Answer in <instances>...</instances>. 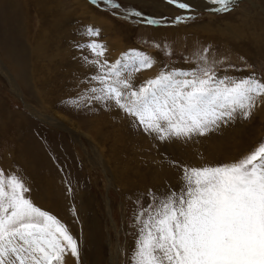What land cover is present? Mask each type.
<instances>
[{
	"label": "rangeland",
	"instance_id": "374dc122",
	"mask_svg": "<svg viewBox=\"0 0 264 264\" xmlns=\"http://www.w3.org/2000/svg\"><path fill=\"white\" fill-rule=\"evenodd\" d=\"M17 1L29 25L31 76L23 83L0 47V62L19 86L17 92L0 69V169L21 177L30 189L25 195L78 240L79 258L67 254L63 264H136L148 215L138 220V213L180 191L183 166L230 163L264 143V103L250 118L237 117L207 135L162 142L113 102L91 99V89L100 86L91 77L99 70L82 57H97L74 45L91 39L106 44L98 59L119 61L136 88L163 71L206 66L219 76L264 79V0H235L222 13L207 10L215 6L205 0L200 6L186 0L189 10L168 0H114L119 7L83 0L82 15L74 0H30L27 7ZM180 15L195 18L173 23ZM149 17L166 22L148 24ZM89 28L99 35L86 36ZM3 42L23 48L19 29L6 32ZM137 53L149 56L152 66L132 71L128 57Z\"/></svg>",
	"mask_w": 264,
	"mask_h": 264
},
{
	"label": "snow or ice",
	"instance_id": "6c2138e0",
	"mask_svg": "<svg viewBox=\"0 0 264 264\" xmlns=\"http://www.w3.org/2000/svg\"><path fill=\"white\" fill-rule=\"evenodd\" d=\"M107 2L119 7L114 0ZM168 3L192 8L186 0ZM211 4L212 12H228L235 0ZM194 18L180 15L173 23ZM145 22L166 21L149 17ZM85 34L99 35L92 28ZM74 46L97 57H82L99 70L91 77L100 85L91 89V99L113 102L162 142L207 135L237 117L250 118L264 103V79L255 73L235 78L219 76L207 66L171 69L136 88L119 61L110 65L98 59L106 44L91 39ZM200 59L207 63L205 55ZM152 63L143 53L128 57L132 71ZM182 170L180 191L167 193L154 210L137 215L139 220L148 212L140 228L136 264H264V143L230 163ZM29 191L15 172L0 169V264H63L67 254L78 259V240L58 217L35 205L25 195Z\"/></svg>",
	"mask_w": 264,
	"mask_h": 264
},
{
	"label": "bare ground",
	"instance_id": "6f19581e",
	"mask_svg": "<svg viewBox=\"0 0 264 264\" xmlns=\"http://www.w3.org/2000/svg\"><path fill=\"white\" fill-rule=\"evenodd\" d=\"M40 1L37 0V4ZM190 1L193 2L197 6L203 5L200 2V0H190ZM30 2H31L30 0H25L24 1V5H26V7H27V5L30 4ZM35 2H34V4H35ZM204 2L205 3H211V0H208V1L205 0ZM74 4L78 8H80L82 10V13H81V15H82L84 13V10H85V3L83 2V0H74ZM39 8L40 9L42 8L40 6V4H39ZM193 8L196 9L197 7H193ZM24 10H25V8H24ZM22 12H23V8L20 10V4H19V2L17 0H0V47L3 49V51L5 52V54L10 59H13L15 61V63H16V66H15L16 70H15V72L17 73V76L19 77V79L23 83L29 84L30 81L28 80V77L30 79V76H31V65H30L31 64V47L30 46H31V43L32 42L30 41L31 39H30V35H29V29L27 30V28H28L29 25L27 26V28H25L26 24H24V22H23V18L21 16L22 15ZM14 17H15L16 22L15 21L14 22L12 21V19ZM25 18H26V16H25ZM28 19H29V17H28ZM25 23H26V20H25ZM18 29L20 30V33L22 35L23 48L22 49H18L16 47H7V46H5L4 45V42H3V36H4V34L6 32H8V31L17 32ZM24 39H25V41H24ZM25 43H26V45H25ZM40 50H41V46H38L35 51L38 53V55L45 56L44 51H40ZM0 69L9 78V81H10L12 87L14 88V90H16L17 92H19V86H18L15 78L11 74H9V71L3 67V65L1 64V62H0ZM44 159L46 160V158H44ZM58 194H59V192H58ZM58 196L56 195V197H58ZM65 197H66V195H65ZM65 197H63V200H64ZM58 203H59V201H58ZM61 205L62 204H60V206ZM65 206H67V205L65 204ZM63 207H64V205H63ZM63 212H64V209H63Z\"/></svg>",
	"mask_w": 264,
	"mask_h": 264
}]
</instances>
